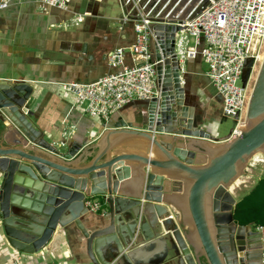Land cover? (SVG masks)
<instances>
[{
    "label": "water",
    "instance_id": "95a60500",
    "mask_svg": "<svg viewBox=\"0 0 264 264\" xmlns=\"http://www.w3.org/2000/svg\"><path fill=\"white\" fill-rule=\"evenodd\" d=\"M209 1L127 3L125 8L136 6L132 15L140 13L150 22L158 95L139 101L142 110L129 121L103 126L105 146L84 165L75 164L86 158L82 144L67 137L53 140L32 124L33 85L0 83V236L7 252L37 254L60 228L78 231L89 264H261L264 233L238 225L231 188L255 155L264 157V56L245 127L238 137L219 141L216 153L200 163L206 157L203 142L215 141L196 123L174 55L176 34ZM253 65V58L246 61L242 87ZM126 138L145 145L146 156L112 153ZM155 153L160 158H152ZM129 163L138 165L133 173ZM173 193L186 197L195 232L182 220ZM94 197L101 199L104 212L90 219L88 203Z\"/></svg>",
    "mask_w": 264,
    "mask_h": 264
},
{
    "label": "crops",
    "instance_id": "0c3cea01",
    "mask_svg": "<svg viewBox=\"0 0 264 264\" xmlns=\"http://www.w3.org/2000/svg\"><path fill=\"white\" fill-rule=\"evenodd\" d=\"M124 15L122 0H70L67 11L44 9L41 0H20L0 12V83L24 80L33 85L35 101L28 114L32 124L53 140L67 137L71 143L82 144L86 158L81 163L77 161L76 166L84 165L89 156L96 154L97 148L105 146V135L101 134L103 126L112 127L120 120L129 121L142 110L139 101H132L107 121L92 118L76 107L73 95L65 93L59 86L69 82L91 83L114 72L107 64V54L118 47H129L133 42L132 23L121 26ZM76 16L82 17L83 22L74 26L70 21ZM126 62L131 64L129 56H126ZM184 67L187 103L195 108L196 123L215 141L203 142L202 147L206 150V157L200 162L203 163L216 153L221 145L219 141L228 139L230 133L226 136L222 130L221 100L206 77L205 63L198 57L188 60ZM64 133L68 135L64 136ZM109 142V145L114 143L111 138ZM112 153L146 156V148L137 139L126 138L116 144ZM151 157L160 158L158 153ZM198 158L200 156L195 160L199 161ZM128 165L132 173L138 166ZM139 168L142 170V166ZM182 193H173L170 198L179 206L182 220L195 232L187 199ZM90 201L101 205L99 197ZM103 212L101 205L100 211L88 217L92 219ZM85 222L89 226L87 219ZM19 255L5 250L0 255V264H8L12 256ZM40 256L47 261L89 264L81 235L75 229L57 228L41 252L26 257Z\"/></svg>",
    "mask_w": 264,
    "mask_h": 264
},
{
    "label": "built area",
    "instance_id": "2783aa9c",
    "mask_svg": "<svg viewBox=\"0 0 264 264\" xmlns=\"http://www.w3.org/2000/svg\"><path fill=\"white\" fill-rule=\"evenodd\" d=\"M19 1L0 0V12ZM129 1L132 0L124 2L126 15L120 23L121 26L132 23L134 38L129 47H118L107 54V64L114 72L91 83L59 84L62 91L75 97L76 107L89 117L103 121L132 101L150 100L158 95L155 63L151 62L149 46L152 37L150 22L140 13L132 15L136 6L125 8ZM69 3L70 0H41L42 8L59 11H67ZM70 22L75 26L83 22V18L76 16ZM182 27L184 30L176 34L174 43L181 84H184L182 75L186 74L185 63L201 58L207 66L206 77L221 100L223 117L234 121L228 138H236L245 127L250 97V80L242 87L241 76L246 61L253 58L255 63L264 51V0H210L200 14L186 21ZM126 56H129L131 64L126 62ZM88 206L92 213L101 208L96 202H89ZM140 219L141 215L137 226ZM254 229L264 233L262 227ZM138 233L137 227L134 237ZM26 256L31 255L12 256L8 264H69L66 261H47L44 256L35 259ZM261 264H264V241Z\"/></svg>",
    "mask_w": 264,
    "mask_h": 264
},
{
    "label": "rangeland",
    "instance_id": "374dc122",
    "mask_svg": "<svg viewBox=\"0 0 264 264\" xmlns=\"http://www.w3.org/2000/svg\"><path fill=\"white\" fill-rule=\"evenodd\" d=\"M263 52V51H262ZM260 53L259 55H262L263 53ZM264 56V55H263ZM263 58V57H262ZM262 60V59H261ZM261 60H257V62L254 63L252 68V74L250 78V86L248 90L252 89L253 84L255 82L256 76L258 74ZM251 92V91H250ZM222 123V130L224 131V134L226 136L230 133V130L234 126V121L231 118H223L221 119ZM259 155V154H258ZM255 155L248 163L244 173L242 176L237 180L238 185L234 187L232 190V193L237 201L241 199V197L246 194L257 182V180L261 177V175L264 172V157L261 155ZM257 156V159H256ZM261 160V161H260ZM6 246L4 245V241L2 237L0 236V255L5 251Z\"/></svg>",
    "mask_w": 264,
    "mask_h": 264
},
{
    "label": "trees",
    "instance_id": "16d2710c",
    "mask_svg": "<svg viewBox=\"0 0 264 264\" xmlns=\"http://www.w3.org/2000/svg\"><path fill=\"white\" fill-rule=\"evenodd\" d=\"M234 219L240 226L264 228V172L254 186L237 201Z\"/></svg>",
    "mask_w": 264,
    "mask_h": 264
},
{
    "label": "bare ground",
    "instance_id": "6f19581e",
    "mask_svg": "<svg viewBox=\"0 0 264 264\" xmlns=\"http://www.w3.org/2000/svg\"><path fill=\"white\" fill-rule=\"evenodd\" d=\"M263 54L262 55H260L259 57H258V59H259V61L262 59V57H263V55H264V51L262 52ZM262 61V60H261ZM257 62V61H256ZM249 91H251L250 89H249ZM251 93V92H250ZM259 156V155H258ZM256 159H257V156H256ZM258 160V159H257ZM261 161V160H260ZM238 185V182H236L234 185H233V187L231 188V191L234 189V187H236Z\"/></svg>",
    "mask_w": 264,
    "mask_h": 264
},
{
    "label": "flooded vegetation",
    "instance_id": "af4514ba",
    "mask_svg": "<svg viewBox=\"0 0 264 264\" xmlns=\"http://www.w3.org/2000/svg\"><path fill=\"white\" fill-rule=\"evenodd\" d=\"M254 228V227H253ZM262 247H263V243H262Z\"/></svg>",
    "mask_w": 264,
    "mask_h": 264
}]
</instances>
